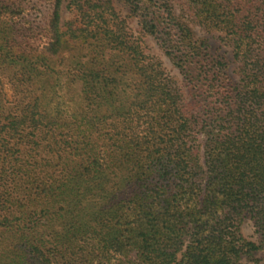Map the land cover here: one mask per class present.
Masks as SVG:
<instances>
[{
  "label": "trees",
  "instance_id": "trees-1",
  "mask_svg": "<svg viewBox=\"0 0 264 264\" xmlns=\"http://www.w3.org/2000/svg\"><path fill=\"white\" fill-rule=\"evenodd\" d=\"M50 1L51 49L77 32L150 66L145 99L125 114L143 111L147 122L131 137L124 128L94 136L92 127L58 130L34 105L5 117L0 235L11 241L0 244V264H241L243 256L264 252V0H178L181 19L194 16L224 34L235 79L169 0H70L76 24L65 32L58 27L63 0ZM116 6L156 40L200 101L202 118L184 113L170 82L144 65ZM2 44L5 63L26 61L28 54ZM37 69L36 61L20 66V81L31 82ZM75 69L85 99L112 97V80ZM101 137L104 146L96 143ZM43 153L61 161L58 172L41 171L51 168ZM244 217L257 243L242 238Z\"/></svg>",
  "mask_w": 264,
  "mask_h": 264
},
{
  "label": "rangeland",
  "instance_id": "rangeland-1",
  "mask_svg": "<svg viewBox=\"0 0 264 264\" xmlns=\"http://www.w3.org/2000/svg\"><path fill=\"white\" fill-rule=\"evenodd\" d=\"M69 2L70 0H63L60 7L58 27L62 32L67 28L74 29L76 24L73 5ZM169 3L177 17H184L178 0H169ZM116 11L126 21L131 37L139 42L145 58L144 65L151 64L165 81L170 82L179 95L184 113L192 120L202 118L200 101L177 68L164 55L156 40L140 32L136 20L128 17L120 6H116ZM51 16L50 0H0V45L7 41L15 54H28L26 61L20 60V63L11 66L3 61L5 50L0 49V123L5 117L22 115L27 105H34L43 110L46 116L44 122L56 121L60 131L64 129L83 133L92 127L90 130L94 134L97 132L94 136H103L111 128L120 131L124 128V135L128 137L142 133L147 122L145 113L142 111L130 116L125 114L128 110L134 111L135 104L145 99L144 78L149 74L150 66L143 68V64L137 63L128 53L111 49L105 42L77 38V32L74 37L62 38L63 43L56 50L51 49L47 45L50 43L48 25ZM181 20L188 26L193 38L204 43L210 54L224 59L228 64V72L235 79L233 70L236 64L232 63L230 46L222 40L224 34L200 24L194 16ZM34 61L37 62V75L31 82L20 81V66ZM45 65L49 68L42 71ZM79 65L87 70L99 71L106 79L112 80L110 88H113V95L110 99H85L81 82L73 77L75 68ZM124 118L126 122L123 121ZM105 139L101 137L96 141L97 145L104 146ZM196 144L199 145V155L202 156L201 136H197ZM43 154L44 158H49L48 167L51 168L45 167L41 171L44 174L58 172L61 161L50 154ZM31 163L32 161L26 167L32 169ZM239 230L243 239L257 243L258 236L248 217H244L239 223ZM10 241V235H0V244ZM241 264H264V252H255L251 257L243 256Z\"/></svg>",
  "mask_w": 264,
  "mask_h": 264
}]
</instances>
